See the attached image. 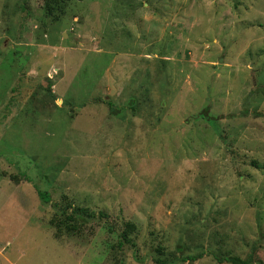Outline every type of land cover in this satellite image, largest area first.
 <instances>
[{
    "label": "rangeland",
    "instance_id": "rangeland-1",
    "mask_svg": "<svg viewBox=\"0 0 264 264\" xmlns=\"http://www.w3.org/2000/svg\"><path fill=\"white\" fill-rule=\"evenodd\" d=\"M159 257L264 264V0H0V264Z\"/></svg>",
    "mask_w": 264,
    "mask_h": 264
},
{
    "label": "trees",
    "instance_id": "trees-1",
    "mask_svg": "<svg viewBox=\"0 0 264 264\" xmlns=\"http://www.w3.org/2000/svg\"><path fill=\"white\" fill-rule=\"evenodd\" d=\"M69 1V0H68ZM55 4L60 5V2L62 0H54ZM52 7L47 6V12L51 13L52 12ZM112 106V105H110ZM28 181L31 183V180L28 179ZM38 195L40 199L42 200L43 203L48 204L51 199L50 196L41 191L40 189L37 188ZM59 217L58 219H53L51 221V225H53L55 228H57L58 231L62 232L65 231L69 234H75L77 231H79V228L77 225H82L83 223H86L92 219L96 218V214L91 212L89 209H84V208H74L70 204H66L63 207H59ZM101 218H106L105 214H101ZM137 232V226L136 224L132 222H127L125 224V228L123 232L120 234V246H124L126 243H130L131 239L130 236L135 234ZM158 253V251H157ZM199 257H189V258H183L181 259L182 262H187V261H196ZM167 259H163L162 257H159L156 259L157 264H166L168 261H165ZM225 262H228L230 264H252L253 263V258L250 257L247 260H242L239 257H226L224 259ZM173 263L171 260L169 264Z\"/></svg>",
    "mask_w": 264,
    "mask_h": 264
}]
</instances>
